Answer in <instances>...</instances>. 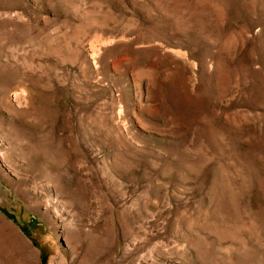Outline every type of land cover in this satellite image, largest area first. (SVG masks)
<instances>
[{"label": "rangeland", "instance_id": "1", "mask_svg": "<svg viewBox=\"0 0 264 264\" xmlns=\"http://www.w3.org/2000/svg\"><path fill=\"white\" fill-rule=\"evenodd\" d=\"M0 264H264V0H0Z\"/></svg>", "mask_w": 264, "mask_h": 264}, {"label": "bare ground", "instance_id": "2", "mask_svg": "<svg viewBox=\"0 0 264 264\" xmlns=\"http://www.w3.org/2000/svg\"><path fill=\"white\" fill-rule=\"evenodd\" d=\"M63 227L64 231L66 232L65 235H67V238L72 240L73 236H75V233L73 232L74 229H72V226H70L68 223H64Z\"/></svg>", "mask_w": 264, "mask_h": 264}]
</instances>
